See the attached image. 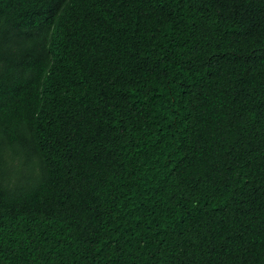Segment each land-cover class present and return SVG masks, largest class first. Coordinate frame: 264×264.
Here are the masks:
<instances>
[{"label":"trees","instance_id":"obj_1","mask_svg":"<svg viewBox=\"0 0 264 264\" xmlns=\"http://www.w3.org/2000/svg\"><path fill=\"white\" fill-rule=\"evenodd\" d=\"M0 264H264V0H0Z\"/></svg>","mask_w":264,"mask_h":264}]
</instances>
